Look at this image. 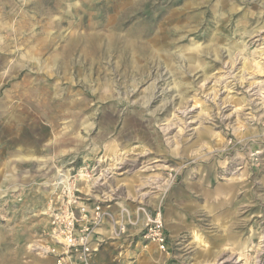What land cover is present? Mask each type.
Listing matches in <instances>:
<instances>
[{
    "label": "rangeland",
    "instance_id": "rangeland-1",
    "mask_svg": "<svg viewBox=\"0 0 264 264\" xmlns=\"http://www.w3.org/2000/svg\"><path fill=\"white\" fill-rule=\"evenodd\" d=\"M66 185L124 264H264V0H0V264Z\"/></svg>",
    "mask_w": 264,
    "mask_h": 264
},
{
    "label": "built area",
    "instance_id": "built-area-1",
    "mask_svg": "<svg viewBox=\"0 0 264 264\" xmlns=\"http://www.w3.org/2000/svg\"><path fill=\"white\" fill-rule=\"evenodd\" d=\"M62 193L65 196L67 194L68 199L64 201L63 207L51 215L49 235L53 244L44 245L39 251L44 255L51 254L54 264H96L94 254L100 241L94 240L93 235L111 215L106 209L110 205L96 202L90 207L77 194V189L71 190L67 185ZM145 216L143 238L165 250L166 236L159 213ZM124 225L119 224V232L124 231Z\"/></svg>",
    "mask_w": 264,
    "mask_h": 264
},
{
    "label": "crops",
    "instance_id": "crops-1",
    "mask_svg": "<svg viewBox=\"0 0 264 264\" xmlns=\"http://www.w3.org/2000/svg\"><path fill=\"white\" fill-rule=\"evenodd\" d=\"M105 226V227H104ZM101 226L98 228L97 232H99V238L105 239V237H109L110 235V230L108 229L107 225ZM104 231L106 233H104ZM103 234V236H102ZM124 239H119V240H112V241H107V243H111L114 246L116 245H124ZM106 244V242H105ZM105 244L102 245V248L98 249V251L94 254V261L96 264H124L126 262L125 259V253L126 250L123 248L118 249L117 247H108L107 250ZM114 250V251H112ZM18 264H31L30 259L26 258L25 262L22 263L20 260H18ZM45 264H52V260L46 259Z\"/></svg>",
    "mask_w": 264,
    "mask_h": 264
},
{
    "label": "bare ground",
    "instance_id": "bare-ground-1",
    "mask_svg": "<svg viewBox=\"0 0 264 264\" xmlns=\"http://www.w3.org/2000/svg\"><path fill=\"white\" fill-rule=\"evenodd\" d=\"M119 53V52H118ZM61 183H64V181H60V182H58V184H61Z\"/></svg>",
    "mask_w": 264,
    "mask_h": 264
}]
</instances>
